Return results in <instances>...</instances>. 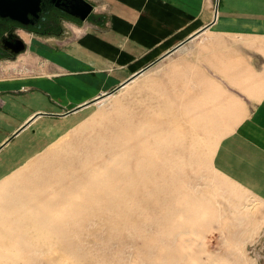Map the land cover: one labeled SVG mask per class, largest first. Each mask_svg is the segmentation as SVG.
<instances>
[{
    "label": "rangeland",
    "instance_id": "rangeland-1",
    "mask_svg": "<svg viewBox=\"0 0 264 264\" xmlns=\"http://www.w3.org/2000/svg\"><path fill=\"white\" fill-rule=\"evenodd\" d=\"M90 17L85 27L100 22ZM17 32L28 51L1 61L0 82L64 81L51 109L71 108L72 71L34 50L49 46L43 35ZM195 59L175 51L81 110L39 117L0 152V264H264V196L219 167L233 124Z\"/></svg>",
    "mask_w": 264,
    "mask_h": 264
},
{
    "label": "crops",
    "instance_id": "crops-1",
    "mask_svg": "<svg viewBox=\"0 0 264 264\" xmlns=\"http://www.w3.org/2000/svg\"><path fill=\"white\" fill-rule=\"evenodd\" d=\"M104 1L109 8L102 15L95 14L99 1L93 2L90 18L100 21L97 25L73 22V30L65 25L59 35H43L49 46L34 47L59 63L57 68L72 71L64 75L69 93L78 92L71 108L51 109L48 95L59 93L64 81L60 85L39 77L0 82V152L39 117L65 116L87 107L185 41L173 52L193 53L199 76L215 86V96L207 97L216 101L215 114L231 117L233 124L219 143V167L264 196V0ZM84 68L93 73L75 74ZM94 74L108 80L90 77Z\"/></svg>",
    "mask_w": 264,
    "mask_h": 264
},
{
    "label": "flooded vegetation",
    "instance_id": "flooded-vegetation-1",
    "mask_svg": "<svg viewBox=\"0 0 264 264\" xmlns=\"http://www.w3.org/2000/svg\"><path fill=\"white\" fill-rule=\"evenodd\" d=\"M70 19H78L51 0H41L37 15H30L28 23H21L10 18L0 16V63L3 60H16L18 55L14 47L16 32L24 29L36 35H59L64 30V23ZM18 33V32H17Z\"/></svg>",
    "mask_w": 264,
    "mask_h": 264
},
{
    "label": "water",
    "instance_id": "water-1",
    "mask_svg": "<svg viewBox=\"0 0 264 264\" xmlns=\"http://www.w3.org/2000/svg\"><path fill=\"white\" fill-rule=\"evenodd\" d=\"M51 2L63 8L66 12L77 17L81 21L88 19L94 12V4L89 0H51ZM40 3L41 0H0V16L10 18L21 23H28L30 21V15H37V11L40 9ZM16 35L17 38L14 47L16 48L15 52L19 54L21 52H24L28 48V44L19 32H16ZM184 42L185 41L181 42L179 45L174 47V49L167 52L159 59L169 55ZM159 59L153 61L148 66L137 72L133 77L118 85L111 91H108L103 95L97 97L96 100L112 94L115 90L121 88L128 82H131V80L142 74L150 66L155 64Z\"/></svg>",
    "mask_w": 264,
    "mask_h": 264
},
{
    "label": "bare ground",
    "instance_id": "bare-ground-1",
    "mask_svg": "<svg viewBox=\"0 0 264 264\" xmlns=\"http://www.w3.org/2000/svg\"><path fill=\"white\" fill-rule=\"evenodd\" d=\"M215 20V19H214ZM198 34V33H197ZM161 57V56H160ZM146 67V66H145ZM134 73V72H133ZM130 76V75H129ZM134 80V79H133ZM132 81V80H131ZM129 84V82L127 83V84H125V86L126 85H128ZM122 87H124V86H122ZM111 95V94H110ZM251 127V126H250ZM174 240V239H173ZM172 244V243H171Z\"/></svg>",
    "mask_w": 264,
    "mask_h": 264
}]
</instances>
